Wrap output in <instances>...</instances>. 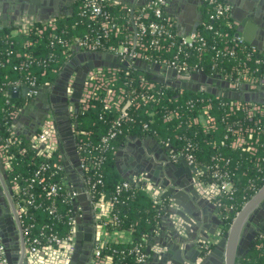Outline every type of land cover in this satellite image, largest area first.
Listing matches in <instances>:
<instances>
[{
	"label": "trees",
	"instance_id": "trees-1",
	"mask_svg": "<svg viewBox=\"0 0 264 264\" xmlns=\"http://www.w3.org/2000/svg\"><path fill=\"white\" fill-rule=\"evenodd\" d=\"M71 1V13L55 17L54 30L48 27L43 33L38 34V29L44 27L42 22L29 25L26 33L13 34L12 28L0 29V145L4 146L6 154L15 155L8 177L9 179L17 177L26 185L43 164L51 166L47 176L51 182L59 185L60 191L54 197L53 204L47 197L41 198L40 201L44 206L53 205L55 213L49 214L44 206H31L23 221L26 225H33L32 233H37L42 226L48 224L51 231L60 237H66L71 233L69 219L72 217L74 206L65 180L66 173L62 168L63 158L59 149L52 157H43L31 138L19 134H17L19 142L12 143L14 117L30 102V98L22 93L13 94L10 89L16 81L25 84L29 73L37 77L40 86L57 80L73 49L64 47L57 38L51 36L52 33L65 40L69 39L72 43L77 38L93 37L92 35L100 28V25L90 18L89 13L83 10V0ZM151 10L147 3L141 7H131L129 11L127 6L110 1L106 5L107 16L118 24L120 29L106 37L101 36L103 47L100 51L106 52L110 47L127 45L129 37H134L137 33L135 44L131 48L148 56L141 61L153 64L155 61H170L178 55L180 61H185L190 67L199 68L208 78L217 79L219 84L217 87L222 93L206 92L199 86L188 88L170 84L167 82L170 80L165 78V73L147 70L137 64V59L129 65L122 62L118 65L119 83L127 81V84L135 87L141 83H153L154 90L151 91L153 98L147 103L126 108L129 118L122 120L119 126L121 132L110 140L109 147L103 151L97 147L113 128L120 111L114 107H106L103 92L90 100L87 108L84 107L85 103H81L80 113H76L74 119L75 138L76 142L84 145L80 157H86L89 166L85 170L86 177L91 178V185L101 180L95 196L100 192H104L108 197L114 195L116 186L125 181L117 166V151L132 136L151 137L177 155L191 152L197 166L202 169L201 179L206 181L210 180L211 167L219 163L229 172L234 184L232 193L216 199L221 204L219 207L223 221L221 232L225 235L237 213L264 185V132L260 133L257 141V134L250 136L243 130L242 136L246 143L242 146L234 145L238 138L235 129L239 127L244 129L248 126L264 128V103L259 104L263 113H258L249 121L244 110L248 103L229 96V92L244 91L240 88L222 87V84L236 82L244 68H249L255 77H263L264 65L257 63V60H263L264 50L253 51L248 43L238 40L236 29L228 16L211 19L210 14L214 7L207 3L203 19L195 30L204 38L205 44L197 40L193 47L183 45L181 42L183 36L174 24L168 22L169 16L165 10L162 19L158 21L166 25L167 33L160 39L162 48L156 50L151 45L154 36L149 26L155 21ZM145 12H148L149 16L145 17ZM141 24L145 26V30L141 28ZM25 53L30 54L28 60L32 62V66L16 70L14 67L23 62ZM18 54H21V57ZM199 84L201 86L203 83ZM236 101H241V108L231 110V104ZM206 105H211L210 113L215 118L214 126L209 129L195 121ZM170 112L177 115L167 119ZM250 144L257 148L256 152L247 149ZM101 157L99 166H93V160ZM217 158L221 159L217 162ZM54 163L60 168H52ZM168 204V200L157 201L144 187L132 184V189L120 195L113 212L103 219L107 222L108 230L132 228V238L125 243H107L103 255H110L112 264H143L138 262V254L134 248L140 245L147 253V244L152 232L158 227L160 216ZM115 216L117 220L114 219ZM262 243L264 226L236 264H264V247L259 248Z\"/></svg>",
	"mask_w": 264,
	"mask_h": 264
},
{
	"label": "built area",
	"instance_id": "built-area-1",
	"mask_svg": "<svg viewBox=\"0 0 264 264\" xmlns=\"http://www.w3.org/2000/svg\"><path fill=\"white\" fill-rule=\"evenodd\" d=\"M110 1L111 0H83V10L89 13L90 18L92 20H95L97 24L100 25V28H98L95 34L92 35L93 37L77 38L74 39L71 43L69 39L65 40L63 37L58 36L56 33L51 34V36L53 38H57L64 47H70L71 49H73V52L69 55L70 59L79 51L105 52L100 51V49L103 47L101 36L106 37L111 32L116 33L120 29L118 24L110 20L107 16L106 5ZM204 2L214 7L213 12L210 14L211 19H215L220 16H228L230 13V6L228 5L227 0H204ZM167 3L168 0H147V5L152 9L151 11L155 16V21L150 23L149 28L154 36L151 41V45L156 50L162 48L160 39L164 38L167 33L166 25L158 21L159 19H162ZM127 7L128 10L131 11V7ZM144 16H149V13L145 12ZM168 22L171 25L173 24L170 18H168ZM42 23H44V27L38 29V34L43 33V31L48 27L52 30L56 29L55 17L50 18L49 20ZM29 25H32V23H24L19 27L17 33H26L29 29ZM141 28L145 30V26L143 24H141ZM136 36H130L127 45H121L118 48L110 47L109 51L106 52L112 53L114 56L121 59V63L129 62V64L133 63L136 59L139 61L142 60V58L148 57L140 52H135L131 48V46L135 44ZM237 38L238 40H240L239 37ZM197 40L205 44L204 38L200 37L196 31H193L190 34L183 36L181 42L183 45L193 47L194 43ZM252 49L253 51L258 50L255 47H252ZM18 56L21 57V54H18ZM24 56L25 59L23 60V62L14 67L16 70L28 69L32 66V62L28 60L30 54L25 53ZM258 62L264 65V58L263 60H257V63ZM153 64L176 71L175 76L172 77L166 75L165 77L166 80H173L176 82L188 81V79H185V77H187L188 75L193 76L195 74L201 73L199 68L190 67L189 64L185 61H180L178 55H176L175 59H172L170 61H155ZM118 72L119 68L114 66H99L90 69L87 73L80 99V107L81 103H85L84 107L87 108L89 106L88 102L92 99L97 98L99 93L103 92L104 103L106 107H114L120 111V116L114 122L113 128L110 129L109 133L102 138L101 144L97 147L102 151L107 149L109 147L110 140L116 137V135L121 132L119 126L121 125L122 120H126L129 118L126 108L129 106H138L141 103H147L153 98V94H151V91L154 90L153 83H141L136 87L127 84V81L121 84L118 81ZM240 73L241 76L238 78V80L236 82L229 83L228 87L233 89L240 88L243 91H245L244 88H246V85L249 86L250 91L256 90L259 87H264V76L261 78H258V76H253L249 68H244L242 71H240ZM26 83L24 84L22 83V81H16L15 84L11 86L10 92H12L13 94H23V91L26 90V96H28L30 98V101H32L41 93V88L43 85L40 86L38 84L37 77L30 73L27 76ZM246 102L248 104L245 105L244 110L247 112V118L249 121H252V119L257 116L258 113H263V110L259 105L261 103L249 101ZM241 106V101H236L231 104V110H234V108L240 109ZM210 109L211 105L204 106L199 112L197 118H195V121L202 123L206 129L213 127L215 122V118L213 117V115H211ZM74 110L75 109H73V111ZM176 115L177 113L170 112L167 116V119H171ZM75 116L76 112L74 111L72 115L73 119H75ZM257 123L259 124L260 122ZM75 126L76 125L74 123V134ZM243 130L244 132H248L250 136H252L253 134H257V141H259L260 133L264 132V128L262 126H259L257 128L248 126L244 129L243 127H239L238 129H235V132L238 135L237 140L234 142L235 146H242L244 143H246L244 136H242ZM31 140L34 146L39 149L43 157H52L54 152L57 150L56 144L58 143L56 124L53 118L49 117L48 119H46L41 129L31 137ZM11 141L12 143L19 142L17 133L15 131H13L12 133ZM41 145H43V147H41ZM76 148L79 156V166L84 171L83 194H85L86 196L94 219L93 227L95 230V237L88 264H112V257L110 255H103V249L109 242L125 243L131 240L133 229L114 228L113 230H108L106 228L107 222H104L103 219H105V217H108L113 212L120 198V195L123 192L132 189V184L135 183L125 179V181H122L116 186L114 195L108 197L104 192H100L97 196H95L97 192V185L101 183V180L99 179L91 185V178L86 177L85 170L89 167L86 162V157H80V151L84 149V145L76 142ZM247 149L252 151L253 153L257 151V148L251 144ZM169 153V157L174 162H181L185 160L188 165L194 166L195 169L193 171V175L195 185H198L202 189L207 187L208 192L206 194L211 200L214 201L219 209L221 204L216 199L221 195L233 192L234 184L231 181L229 172L222 168L218 163L214 167H211L212 170L209 173L210 180L206 181L201 179L200 174L202 172V169L197 166L195 157L191 152H187L184 155H177L173 151L169 150ZM14 156V154H6L4 146L0 145V159L3 162V166L0 167V209L3 208L2 210L4 211L9 210L8 213L11 217L20 219L25 240V258L27 260V263L68 264L75 247V236L77 233L76 211L78 207H76L75 203L78 201V193L73 191L71 186L67 183L68 189L74 201L72 217H70L69 219V224L72 228L71 233L68 236L60 237L59 235L51 231V228L48 226V224L42 226L37 231V233H32L31 229L33 225H26L24 223V215L27 214L31 206L43 207L44 203L40 201L41 198L47 197V199L52 200L51 202L53 204L54 197L59 194L60 189L59 185L56 182H51L49 180V177L47 176V173L51 169V166L49 164H43L26 185H23L17 177L9 179L8 171L12 170V158H14ZM60 156L62 157V155ZM220 159L221 158H217V162ZM101 160L102 157L94 159L92 162L93 166L98 167ZM53 167L60 168L57 163H54L52 168ZM62 168L65 170L64 164ZM204 169L206 170V168ZM4 175H7L9 181L8 187H5L4 180L6 176ZM135 185L144 187L155 200H161L159 188H157L153 182L147 181L146 183ZM4 190L9 194V203H7L8 199L6 198ZM5 202L7 204H5ZM9 205H11V207ZM13 207L15 209V212L13 210ZM44 209L49 214L55 213L53 205H46L44 206ZM114 219L117 220V216H115ZM218 234L221 237L224 236L222 235L221 227ZM1 236L2 235L0 230V264H11L8 257L7 247L2 241ZM261 247H264V243L259 245V248ZM134 251L136 254H138V262L145 264L149 255L144 252V250H142L140 245L136 246L134 248ZM15 263L19 264V260Z\"/></svg>",
	"mask_w": 264,
	"mask_h": 264
},
{
	"label": "crops",
	"instance_id": "crops-1",
	"mask_svg": "<svg viewBox=\"0 0 264 264\" xmlns=\"http://www.w3.org/2000/svg\"><path fill=\"white\" fill-rule=\"evenodd\" d=\"M111 1L113 3H118L130 7H141L147 3V0ZM41 2H43V5L41 4V6H35L33 8L34 13L32 15H34V22H45L53 17L70 14L72 11L71 0H42ZM227 3L230 6V13L228 17L230 19L231 24L235 27L236 33L239 30H242V33H240L239 36L240 40L248 43L250 46L255 47L256 49H264V0H227ZM31 5L32 4H30V6ZM26 6L27 5L23 3L21 7L18 6V8L20 7V9H17L23 16L26 13L28 15H31L29 14L30 9H28L27 11L26 9L22 8ZM13 7H15L13 3L11 4L7 0L1 2L0 0V11H3L4 9H13ZM16 8L17 7H15V9ZM165 10L172 23L176 26L180 35L185 36L195 31L198 25L201 23L205 10V2L204 0H168ZM42 11L46 12L43 13ZM22 18L24 20L26 19L24 17H21L20 20ZM20 20H17L15 22V25L13 24L14 22L10 24V22L5 20L3 22L4 28H12V33L15 34L17 33L19 27L24 24H21L22 20ZM84 55H86V52L79 51L76 53L75 56L71 58L72 60L76 58L77 63L75 62L74 66H72V69L69 73L68 84L66 87L68 88L69 99H71L73 96L75 90L74 85L78 73L83 72L84 68L86 67L85 62L83 63V59L85 58ZM72 60H69L67 63L72 62ZM56 81L53 83H45L41 88V93L47 92L46 99H53V103L50 104V110H47V102L44 99L42 100L40 98V93L34 100H32L34 101L32 104L28 103L27 106H25L19 113L16 114L13 120L12 127L17 134L22 135L26 138H31L37 127H39V131L46 119H48L49 117L53 118L56 124L58 138V143L56 144V146L57 149L60 150V153L63 158L66 180L68 185H70L73 189V191L78 193V209L76 211V220H78L77 233L75 236V247L71 254V258L68 264H88L95 237V230L93 227L94 219L88 203L87 209V199L84 200L79 198V196L83 194L84 184L83 175L80 173V167H78L77 165V162L79 161L76 157L77 154L75 152V148L73 147V144L68 140V138H62L59 131V124L56 118L60 115L65 116L64 110L66 108L64 106L61 107L60 103L55 100V97H66V93L65 90H63L62 86L64 83L59 84ZM208 86L215 87L216 85L213 84ZM249 92L256 93L259 97L264 96V88L262 89L261 87L257 88L256 90H249ZM51 109L53 110V113L49 114V111H51ZM68 109L70 111V118L72 121L74 132V119L72 115L75 111H73V109H75V106L73 102H70V100L68 104ZM44 118L45 121L43 120ZM41 147H43V145H41ZM167 155L170 156L169 149L164 147L161 143L157 144L146 136H132L129 137L128 140L118 149L116 160L118 168L124 174L131 175L134 174V171L137 170V167L140 164H142L144 168H151L149 165L153 166V164L149 160L151 159V157H153L154 163L162 166L163 168V175L156 176L159 184H154L157 188H159L160 199L168 200V205H170L172 201L171 197L169 196L170 194L168 193L169 188L172 187V178L166 173V165L168 162V160L166 159ZM174 163L176 164V168L174 170L173 177L177 186H175V188L173 189L179 190V192L181 193V199L184 198L185 200V208H187V210L190 211V214H192L188 217V219L192 222L189 237L190 241L188 242L190 246H194L198 249L201 243V241L199 240L202 235H205L203 234V232L215 230V217H219L221 220L222 218L220 216L217 205L206 194L208 192V188L206 187L202 189L198 185H195L193 171L191 172L188 167H181L182 162ZM193 189L194 193L192 192ZM167 207L168 206L164 208L163 214L160 216V219L158 221V227L154 235H151V238L147 244V253L149 257L145 264H174V262H172L170 259L164 261L162 257L159 258V253L165 252L167 250V248H164V246L162 245H165L166 242H170V239L172 237V233L170 231L171 221L167 219L165 213V210L168 209ZM173 207L177 209L181 208V210H183V207H179L174 204ZM2 209L3 208H1L0 210L5 215L4 223L6 224V227L9 230V210L4 211ZM195 219H197L199 222L196 223ZM163 220H165V222ZM162 223H164V228H166V231L161 228ZM220 227L221 225L217 228L220 229ZM192 228L194 229L191 230ZM219 229L217 230V232H219ZM78 233H81L80 240L82 241V247L76 249L77 239L79 238ZM171 242L173 245V243H175L176 241ZM188 242L182 243V254L184 251V247L187 245ZM160 243H162V245ZM173 252H175L176 255L181 257V254L177 253L176 250H174ZM157 253L158 255L156 256ZM194 254L196 257L195 250L192 251L191 256H193ZM186 259L187 258H184V256L182 255V260L180 259L179 262L181 263V261L183 262Z\"/></svg>",
	"mask_w": 264,
	"mask_h": 264
},
{
	"label": "water",
	"instance_id": "water-1",
	"mask_svg": "<svg viewBox=\"0 0 264 264\" xmlns=\"http://www.w3.org/2000/svg\"><path fill=\"white\" fill-rule=\"evenodd\" d=\"M4 0H1V2H3ZM9 1V3H13L15 7H17L15 9V7H13V9H9L6 10L4 9L3 11H0V29L4 28V21H8L10 22V24L15 25L17 20H20L21 17L26 18L25 20L22 18V22L23 23H34L35 19H34V15H32L34 12V7L35 6H41V4L43 5V2H41L42 0H7ZM26 4V7H22L23 9H26L28 11V9H30L29 14L27 13L23 16L17 9H20L22 4ZM21 4V5H20ZM30 4H32L30 6ZM2 6V5H1ZM18 6H20L18 8ZM30 6V7H28ZM50 10V9H49ZM43 12V11H42ZM46 11H44L43 13H45ZM50 12V11H49ZM20 20V21H21ZM33 21V22H32ZM20 24V25H21ZM240 33H242V30H239L236 33V37L240 36ZM82 56V55H80ZM85 56V60L83 59V63L85 62V68L83 72L78 73L77 77H76V81H75V85H74V93L71 99H69L68 96V88L65 89V93H66V97L64 98L65 101V116L60 115L59 117H57V122L59 124V131L60 134L62 136L63 139L68 138V140L73 144V147L75 148V152H76V157L79 161V156H78V152H77V148H76V142H75V138H74V132H73V125H72V121L70 118V111L68 109V104H69V100L70 102L74 103L75 106V112L76 113H80V99H81V95H82V91H83V86H84V82L86 80V76L87 73L90 69L94 68V67H99V66H114V67H118L119 64H121V59L117 58L116 56H114L112 53H107V52H86ZM82 58V57H81ZM74 61V63H77L76 58H74L72 60V62ZM87 61V62H86ZM72 62H69L66 64V66L64 67L62 73L58 76L57 78V83H64V86L67 87L68 84V79H69V69L70 67H72L73 65L71 64ZM124 65H129V62H124ZM137 64L140 65L141 67L147 69V70H151V71H155V72H161V73H165L168 76H175L176 75V71L174 70H170L167 69L165 67H161L160 65H156V64H149L145 61H137ZM89 67V68H88ZM185 79H188V81L185 82H180V81H167L170 84L179 86V87H188V88H197L198 86L200 87L201 90L206 91V92H210V93H215V94H221L222 90L219 89L217 86L218 84V80L215 78H208L205 74L203 73H199V74H195L193 76L188 75L187 77H185ZM196 81V82H194ZM198 81V82H197ZM199 83H203L200 84ZM213 85L215 84L216 86L214 87H209L208 85ZM228 83L226 82L225 84H222V87H227ZM262 89L264 87H261ZM246 90L244 92H229V96L232 98H238L244 101H249V102H259V103H264V96L263 97H259L258 94L256 93H252L249 92V86L246 85ZM27 91L24 90L23 91V95H26ZM43 93V94H42ZM40 95V98L43 100H45L47 102L48 105V109L50 110V104L53 103V99H46L47 97V92H42ZM34 101H30L29 104H32ZM27 106V105H26ZM55 108V107H54ZM46 114V112H45ZM48 114V113H47ZM46 118V117H45ZM45 118L43 119L45 121ZM42 125V123H41ZM39 127H37L35 129L34 134L37 133ZM33 134V135H34ZM30 138V137H28ZM150 140H152L153 142L159 144L155 139L148 137ZM168 149V148H167ZM166 159L168 160L167 165H166V173L167 175H169L172 178L171 181V185L172 187L169 188V196L171 197V201L172 203L170 205H168V209L165 210L167 219L169 221H171V233H172V237H171V241H176L175 243L172 242H166L165 245H162V243H160L162 246H164V248H167V250L165 252L159 253V258H163L164 261L167 260H171L172 262H174V264H236V261L241 258L247 248L249 247L251 240H248V242L246 243V247L244 250H240L239 248L242 246V238H243V234H244V229L245 227H247L248 225H250L252 223V218L253 215L257 209V207L264 202V185L263 187L243 206V208L237 213L229 231L227 234H225L224 236L220 237V235L218 234L217 230L219 228L220 225L223 224V221L219 218V217H215L214 221L216 224V228L215 230H210L208 232H203L200 240V247L195 248L194 246H190L189 242L190 241V228L192 226V222L188 219V217L192 214H190V211L187 210V208H185L184 206V198L181 199V193L179 192V190H175L173 188H175V186H177L175 180H174V170L176 168V164L174 163V161L167 155ZM150 162H152L153 166L149 165L151 168H144L142 164L138 165L137 170L134 171V174L131 175H126L124 174L119 168V171L122 175V177L124 179H127L135 184H143V181L141 179L144 180V183H146L147 181L153 182V183H158V179L156 176L159 175H163V168L160 165H157L154 163V158L151 157V159L149 160ZM181 167H188L189 170L194 171V166H190L187 164V162L185 160L181 161ZM77 165L79 167V162H77ZM3 166V162L0 159V167ZM155 169V170H154ZM205 170V169H204ZM80 173L84 176V171L80 168L79 169ZM154 175V176H153ZM7 178V175H5ZM167 181V179H166ZM9 183V181H8ZM159 184V183H158ZM192 192L194 193V189L192 190ZM80 199H86L85 194H81L79 196ZM88 202H86L87 204ZM173 204L179 207H183V210H181V208L177 209L175 207H173ZM76 207L78 205V202L75 203ZM87 209H88V204L86 205ZM13 210L15 212V209L13 207ZM4 218L5 215L2 213V211L0 210V230H1V237H2V241L4 242V244L7 247L8 250V257L10 260L11 264H16L15 262L18 261V252L16 250V252H13L12 249V242H10L9 239V232L8 229L6 227V224L4 223ZM19 219V218H18ZM20 220V219H19ZM19 225L21 227V223L20 221ZM78 221V220H77ZM165 222V220H163ZM196 223H198L199 221L197 219H195ZM164 223H162L161 228L164 229V231H166V228H164ZM264 226V221L262 222V224L260 225L259 230L261 231L262 228ZM157 229V228H156ZM156 229L152 232V236L154 235ZM194 228H192L191 230H193ZM22 252H21V258L19 261V264H28L27 260L25 258V240H24V234L22 231ZM80 234L79 238L77 239V247L76 249H79L82 247V241L80 240ZM184 242H188L187 245L184 247V251L182 254V248L181 245ZM175 244V245H174ZM191 247V248H190ZM190 248V249H189ZM174 250H176L177 253L181 254V257L176 255L175 252H173ZM195 250L196 252V257L195 254L193 256H191L192 251ZM173 252V254H172ZM158 255V253L156 254V256ZM182 255L184 256V258H187L185 261H181V263L179 262V260H182ZM177 258V259H176Z\"/></svg>",
	"mask_w": 264,
	"mask_h": 264
},
{
	"label": "flooded vegetation",
	"instance_id": "flooded-vegetation-1",
	"mask_svg": "<svg viewBox=\"0 0 264 264\" xmlns=\"http://www.w3.org/2000/svg\"><path fill=\"white\" fill-rule=\"evenodd\" d=\"M71 60L72 59H70V61ZM71 64L74 66V64H75L74 61ZM71 69H72V67H70L69 71ZM62 86H63V90H65L66 87H64V84ZM64 98H65V96H61V97L56 96L55 97V100L58 103H60L61 107L62 106L65 107ZM50 113L51 114L53 113L52 109H51V111H49V114ZM4 182H5V187H8V178L5 177ZM4 193L6 195V198L8 199L7 203H9L10 202V198H9L8 192L4 190ZM7 203L5 202V204H7ZM9 206L11 207V205H9ZM8 219H9V225H10L9 230H8L9 239H10V242H12L13 252H16V250H17L18 255H19V261H20L21 252H22V240H21L22 239V234H21L22 233V223H21V221L18 218H13L10 215L8 216ZM18 220L21 223V227L19 225ZM263 221H264V202L261 203L257 207V209H256V211H255V213L253 215V218H252V223L250 225H248L247 227H245L243 238H242V244H241L242 246L239 248V251L245 249L246 243L248 242V240H251V242H252L253 240L256 239L258 233L260 232V230H259L260 225L262 224Z\"/></svg>",
	"mask_w": 264,
	"mask_h": 264
},
{
	"label": "rangeland",
	"instance_id": "rangeland-1",
	"mask_svg": "<svg viewBox=\"0 0 264 264\" xmlns=\"http://www.w3.org/2000/svg\"><path fill=\"white\" fill-rule=\"evenodd\" d=\"M14 34V33H13Z\"/></svg>",
	"mask_w": 264,
	"mask_h": 264
}]
</instances>
